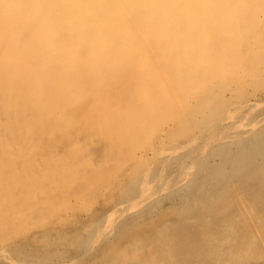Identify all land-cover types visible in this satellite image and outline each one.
I'll return each mask as SVG.
<instances>
[{"label": "rangeland", "instance_id": "1", "mask_svg": "<svg viewBox=\"0 0 264 264\" xmlns=\"http://www.w3.org/2000/svg\"><path fill=\"white\" fill-rule=\"evenodd\" d=\"M135 1L137 9L144 10ZM232 1L239 5L240 0ZM257 2L264 6V0ZM245 13L224 18L227 21L211 30L208 47L215 57L214 68L237 58L244 65L248 60L250 71L258 76L252 83L233 77L211 80L214 69L206 74L211 72L199 58L191 69L182 64L172 73L176 85L184 90L178 91L184 111L175 107L173 100L160 97L164 91H153L156 102L151 107L141 106L135 95L118 93L114 107L123 113L119 114L121 120L100 129L109 130L108 137L86 134L67 138L57 130L53 140L26 143L35 147L28 158L18 160L23 169L16 174L19 181L11 193L13 200L0 208V264H264V37L258 41L250 37L256 31L264 36V8ZM233 20L244 36L238 39L232 32V48H226V38L219 36L224 35L222 30L229 31ZM28 36V29L19 31L21 42ZM160 50L164 56L168 52L165 45ZM195 51L200 54L202 49ZM92 104L93 100L88 101L77 112L91 110ZM67 110L64 115L69 114ZM129 110L136 113L139 124L124 122ZM237 113L239 119L250 120L245 123L233 118ZM235 121L239 129L246 125L249 135L259 138L257 144L247 147L249 135L239 139L245 159L236 157L237 143L221 144L237 131V127L231 129ZM67 124L63 130L75 127ZM221 133L227 139L217 140L211 146L214 150L209 147L208 154L200 157L192 187H156L185 160L186 149L204 145L203 135ZM140 148L149 152L146 160ZM173 151H183V155ZM131 152L138 156L134 158ZM208 184L211 191L207 192L215 193L212 204L197 203L191 209ZM148 187L160 192L149 193ZM144 195L147 197L142 198ZM255 228L260 239L251 246L248 239Z\"/></svg>", "mask_w": 264, "mask_h": 264}, {"label": "bare ground", "instance_id": "2", "mask_svg": "<svg viewBox=\"0 0 264 264\" xmlns=\"http://www.w3.org/2000/svg\"><path fill=\"white\" fill-rule=\"evenodd\" d=\"M137 1L144 6V10L137 9L135 0H0V208L8 207V203L13 200L11 193L14 191L16 181H19L16 174L23 169L22 165L18 166V160L28 158L31 149L35 147L26 143L53 140L57 130L67 138H80L86 134L108 137L110 131L100 129L107 128L111 125L110 122L121 120L122 115L119 114L123 113L115 111L114 107L118 93L135 95L141 106L151 107L156 102L152 95L153 91H164L160 97L173 100L175 107L183 110L182 94L178 91L184 90L176 85L172 73L179 71L182 64L191 69L201 61L200 59L211 72L206 74L214 72L211 80L220 78L221 82L223 80L221 78L233 77L237 81L252 83L258 78L250 71L251 65L247 63L248 60L247 65L242 64L237 58L236 61L232 60L231 64L227 62L229 65L219 67L217 65L214 68L215 57L208 46L212 38L211 30H216L217 26L227 21L224 18L239 11L253 13L256 7L264 8L263 4L257 2L256 5L255 0H240L238 6L232 0ZM178 15H183V18ZM33 20L35 22H32ZM230 24L233 25L227 29L229 31L222 30L224 35L219 36L221 39L226 38L223 40L226 48L231 45L229 34L235 32L238 39L244 36V33L238 31V22L233 20ZM21 29L29 31V36L24 42L18 37ZM199 33L201 35L198 36ZM250 37L253 41H258L264 36L256 31L252 32ZM164 45L168 51L165 56L160 50ZM197 47L202 49L200 54L195 53ZM135 83H138L136 88ZM90 90L89 96L87 92ZM92 100L91 110L77 112V108ZM67 109L69 114L64 115ZM132 111L126 113L124 122L137 125L138 116ZM239 116L237 113L233 118L239 119ZM249 118L239 120L247 123ZM261 121L263 123L264 118ZM66 123L75 127L71 126L72 129L69 130L64 127L63 130L62 126ZM236 124V121L233 122L231 129L235 130L238 126ZM79 125L86 130L79 129ZM89 126H94L93 130H90ZM245 127L243 129L237 127V131H233L231 135V140H226L225 136L222 138V133L216 137L214 134L203 135L204 145L195 144L190 150L186 149L188 154L185 160L177 164L178 168L173 174V171L166 174L159 185L155 184L156 187L160 190L169 189L171 186L177 190L192 187L197 165L199 166L198 160L217 140L219 142L226 140L221 144L229 141L237 143L236 157L245 159L244 148L239 142L241 137L250 133ZM258 142L259 138L251 134L245 147ZM19 151L22 152L21 155ZM140 152L141 157L146 160L149 152L143 148H140ZM181 152L173 151L174 155L179 154L178 156L183 155ZM132 155L134 157L137 154ZM234 160L235 158L232 162ZM36 169L38 170V167ZM165 173L162 171L161 176ZM252 175L250 173L251 177ZM227 177L229 176L226 175ZM152 189L149 193L160 192ZM207 191H211L209 184L201 195L194 193L198 196V201H193L191 209L197 203L207 206L212 204L215 193ZM147 195L142 198H146ZM258 236L259 229L255 228L248 239L251 246L259 243Z\"/></svg>", "mask_w": 264, "mask_h": 264}]
</instances>
